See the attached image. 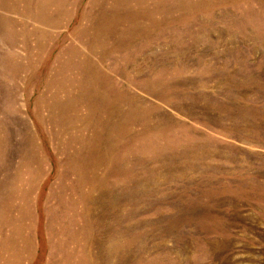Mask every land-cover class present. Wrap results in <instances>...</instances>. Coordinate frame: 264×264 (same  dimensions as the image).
<instances>
[{"label": "rangeland", "instance_id": "obj_1", "mask_svg": "<svg viewBox=\"0 0 264 264\" xmlns=\"http://www.w3.org/2000/svg\"><path fill=\"white\" fill-rule=\"evenodd\" d=\"M0 264H264V0H0Z\"/></svg>", "mask_w": 264, "mask_h": 264}]
</instances>
